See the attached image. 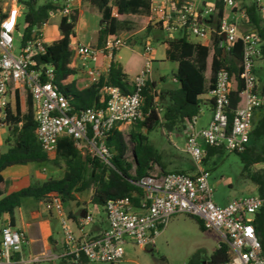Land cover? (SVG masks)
<instances>
[{"label": "built area", "instance_id": "built-area-1", "mask_svg": "<svg viewBox=\"0 0 264 264\" xmlns=\"http://www.w3.org/2000/svg\"><path fill=\"white\" fill-rule=\"evenodd\" d=\"M56 6L49 12L59 17H70L77 1L50 0ZM20 0H0V127L6 128L9 94L12 88H23L30 96L36 139L48 158L55 156L58 141L69 138L84 155L108 162L111 152L106 138L115 126L132 125L143 119L142 91L151 71L152 48L146 44L142 51L143 65L131 82L129 93L117 87H104L105 106L86 108L76 113L68 97L51 83L53 71L44 66V76L36 68L35 58L42 55L45 44L41 33L32 34V40L21 44L19 18L25 15ZM197 0H150L147 22L161 29L166 35L183 33L197 42L219 38L217 47L226 56L236 44H241L238 80L241 84V106L232 109L230 92L236 81L226 70L215 75L213 88L206 94L211 102V119L206 127L198 128V116L184 118L181 124L184 136L183 152L194 164L195 173L180 171L161 173L149 171L135 186L141 195H131L107 200L101 207L107 227L91 236L85 228L95 222L93 213L85 208L82 216L72 222L59 195L47 194L42 206L57 220L62 237L57 255L39 254L25 257L26 235L11 225L0 228V264H33L41 259H62L72 263L86 261L95 264H119L125 256V247L147 249L169 219L184 215L199 219L204 228L224 234L229 246V258L217 264H264V251L252 225V219L262 205L257 194L232 200L225 206L212 200L213 190L209 172L203 167L205 148H218L241 154L249 143L255 114L264 110V56L261 54L260 37L251 31H242L240 24L249 26L247 5L237 6L236 0H222L223 15L209 22L217 13L210 0L196 9ZM256 10L264 12V2L255 0ZM15 13V15H13ZM24 24V28H25ZM24 30V29H23ZM19 36V50L15 54V38ZM121 35L108 36L101 49L89 45H72L75 55L90 66L86 70L89 84L99 82L106 75L118 50L126 45ZM102 56L101 66L95 65ZM261 73H258V71ZM258 74L262 76L260 81ZM137 198V203L134 199ZM75 226V231L72 229Z\"/></svg>", "mask_w": 264, "mask_h": 264}, {"label": "trees", "instance_id": "trees-1", "mask_svg": "<svg viewBox=\"0 0 264 264\" xmlns=\"http://www.w3.org/2000/svg\"><path fill=\"white\" fill-rule=\"evenodd\" d=\"M90 6L95 7L101 13L99 30L91 47L101 49L108 36H117L127 30L126 25L134 22L137 15H147L150 0H84ZM217 13L209 22L218 20L223 15L222 0H212ZM238 1V0H236ZM26 9L21 44L32 40V34L36 36L39 30L46 24L49 12L54 11L56 6L50 0L39 5L38 0H25ZM112 8L115 12L112 14ZM249 19V30L256 33L262 42L261 54L264 56V20H262L256 8L250 4L246 7ZM135 16V17H133ZM76 21V12L70 17H60L58 29L60 38L45 46L44 53L35 58L36 68L42 73V81H47L44 76V66L51 67L53 71L52 85L63 95L68 97L69 105L76 113L86 108H101L105 106L106 96L101 100L96 93L102 87H117L121 93H129L127 77L116 62H111L104 79L93 84L83 91H77L73 83L68 80L74 74L70 67L71 40L74 37L73 27ZM149 29V25L147 28ZM161 30V29H160ZM220 39L214 38L206 46L192 43L184 34L181 38L168 42L166 59L177 63V69L173 76L177 89L167 92L165 95L154 91V84L146 82L142 91L141 111L143 119L134 123L129 134V142L133 144L132 160L125 159L127 145L121 131L115 126L108 137L106 145L111 152L108 165L98 158L82 154L74 146L69 138H61L58 141L55 161H62L65 172L61 179L51 180L40 187L20 189L10 194H5V180L2 172L14 165L27 163H43L48 160L36 139V124L33 119L31 99L26 97V110L23 114L19 109L17 94H15V110H7L5 143L7 150L0 152V219L5 214L11 225L13 212L21 205L24 198H32L35 201L42 200L47 194L55 193L60 196L65 204L75 201V194L88 189L92 190L90 203L102 207L107 200L141 195L135 183L152 170L156 165L161 173H168L158 161L156 150L149 144L147 134L160 126L159 111L156 100H164L167 96V104L163 113L164 123L161 125L168 132L177 129L184 118L189 119L197 116L200 110V97L206 95L214 86L216 73L226 70L230 78L236 81V87L230 92L231 108L241 106V84L238 80L240 71L242 46L236 44L228 55L224 56L217 47ZM102 56L99 55L95 65L100 67ZM260 81L262 76L259 77ZM181 130V127H180ZM206 159L219 154L222 149L205 148ZM241 159V176L256 186L257 195L264 200V110H259L253 120L249 143L246 150L235 153ZM205 160V159H204ZM259 165V168H254ZM134 166V169H133ZM89 168V173L86 174ZM182 172V171H180ZM137 203V198L134 199ZM200 231H206L202 222L191 217ZM252 225L256 236L264 251V205L255 213ZM228 243H220L210 255L213 264L225 261L229 258ZM83 262V261H82ZM196 264V263H190Z\"/></svg>", "mask_w": 264, "mask_h": 264}, {"label": "rangeland", "instance_id": "rangeland-1", "mask_svg": "<svg viewBox=\"0 0 264 264\" xmlns=\"http://www.w3.org/2000/svg\"><path fill=\"white\" fill-rule=\"evenodd\" d=\"M45 1L47 0H38V4L41 5ZM24 2L25 0H20L19 5L23 4ZM254 2L255 0H238L236 4L237 6H244L253 4ZM262 2H264V0H262ZM139 21L140 18L137 19L135 25L129 26L127 31L131 33L134 31V29L140 27ZM58 24L59 15H50L46 22V25L42 28L41 31V40L45 45L56 42L60 38ZM23 29L24 18L23 16H21L19 18V34L23 32ZM19 41V36H16L14 43L15 54H17L19 50ZM127 43L128 40L126 42V45ZM136 46L141 47V42L139 39L137 40ZM153 46L155 48H158L157 44H154ZM151 71L157 93L165 95L167 92H171L177 89L178 85L173 80V76L176 72V64L174 62L165 61L163 64H161L160 62L156 61L153 64ZM258 73H261V71L259 70ZM258 77H260V74H258ZM24 95L25 94L23 93V100L25 98ZM156 104L159 111L160 126L147 134L149 144L156 150L158 161L167 172H173L181 169L185 171L186 174H191L195 170V168L189 156L181 150L183 147L182 136H180L179 138H175L174 134L176 133V131H178L177 129L168 132L163 127H161V125L164 123L163 113L165 111L167 100L157 99ZM199 115L201 116L200 124H202L208 117L207 108L203 100L200 104ZM133 125L134 124L127 126V128L121 132L127 145L125 159L128 162H131L132 160L131 156L133 144L129 142V134L132 131ZM180 127L181 124L179 126V130ZM7 134V129L5 127H0V139L5 145L6 143L3 139L7 137ZM170 154H178L180 160L171 157ZM106 164L108 165V163ZM26 166H29V169H26L27 174L23 178L20 177L16 180H5L4 190L6 195L12 192H16L20 189L40 187L42 184L51 180H59L63 177L66 170L65 165L62 161H55V156L48 158V160L43 163H27L24 165H14L12 167L24 168ZM203 167L209 172V183L213 190L212 200L216 205L225 206L234 199L257 194L256 186L249 180L241 176V159L235 153L227 150H222L219 154H216L208 159L205 158ZM254 168H259V165H256ZM152 170L157 172L159 171L156 165L152 166ZM88 173L89 168L87 169L86 174ZM10 184H14L15 188L10 190ZM91 194V189L79 193L76 202L65 204L66 212L73 209H83L87 207V209L93 213L95 219L102 216L101 207L94 206L90 203ZM28 202H30V198H24L21 200V205H24ZM19 209L20 207L14 210V215L16 218ZM43 209L48 215L51 216V214H49L44 207ZM52 224L55 226L56 224H58V222L56 223L52 219ZM210 232L211 231H200L197 224L191 217L176 215L169 219L165 226L164 232L162 234H159V236L155 240V244L152 247H149L147 249H139L135 247L133 248L131 246H126L125 252L127 253L129 259L133 261V264L200 263L208 255V247H210L211 245H216V243L214 242L215 235ZM50 244L52 245V242ZM204 247H206L208 251L205 252L204 250H202L204 249ZM57 254L58 252H56V255ZM33 264L95 263H89L86 261L80 263H72L62 259L47 260L46 258H43L39 262H35Z\"/></svg>", "mask_w": 264, "mask_h": 264}, {"label": "crops", "instance_id": "crops-1", "mask_svg": "<svg viewBox=\"0 0 264 264\" xmlns=\"http://www.w3.org/2000/svg\"><path fill=\"white\" fill-rule=\"evenodd\" d=\"M209 1L210 0H197L196 2L197 11L200 12L202 9V6L204 4H207ZM74 11L76 12V21L73 27L74 37L71 40V46L75 44H83V45H89V46L93 45L95 38H96L97 31L99 30V27H100L99 22L101 19V13L95 7L90 6L89 3L84 0L77 1L75 3ZM114 12L115 10L114 8H112V14ZM259 15L261 16L262 20H264V12H260ZM139 18H140V21H139L140 27H138L137 29H134L133 32L129 33L127 31L129 26L135 25L137 19ZM59 21H60V17H59ZM147 25H148L147 15H144V16L137 15L135 17L134 22H129L126 25L127 30L122 31L119 34L123 36L124 38H126L128 40V43L127 45H125L124 47H122L120 50L116 52L112 62H116L117 64L120 65L123 73L127 77V87L129 90L131 89V82L133 78L138 74V72L140 71L143 65L144 60L142 57V51H143L144 46L146 44H149L152 48V55H151V61H152L151 69H152L153 64L156 61L160 62L161 64H163L165 61H168L166 59V50L168 49V42L177 40L184 35L181 32L173 34V35H166L162 30L157 29V27L149 26V29H146ZM42 28L40 29V33L42 31ZM249 28L250 26L248 25H243V24L240 25V29L242 31H248ZM138 39L141 42V47L136 46ZM188 40L192 43H198L203 46L208 45L210 42V40L205 41V42H197L193 39H188ZM154 44H157L158 48H155L153 46ZM175 64H176V69H177V63ZM89 66L90 64L80 60L75 55L73 49L71 48L70 67L73 68L74 74L68 80V83H73L75 90L83 91L89 88L90 86H92L89 84V79L86 74V70ZM105 76L106 75H102L101 79H104ZM152 76H153L152 71H150L148 82L154 84V80ZM103 88L104 87L99 89L96 93L97 97L100 100L105 95ZM154 91L157 92L155 85H154ZM23 93L25 94L24 100L22 98ZM15 94H17L19 109L21 111V114H23L25 112L26 97L28 93L23 88H12L9 94L10 110L12 112H14L15 110ZM165 99L167 100V96L165 97ZM200 100L201 101L203 100L206 105L208 117L205 122L200 124L201 116L198 113L197 114L198 116L197 127L204 128L207 126V124L209 123L211 119V102L208 100L207 95L201 96ZM127 126L128 125H119L117 126V128L119 131L122 132L124 129L127 128ZM180 136H182L183 147H184V136L182 132V127H181V130L176 131V133L174 134L175 138H179ZM183 147L181 149L182 151H183ZM6 150H7V145L3 144L2 140L0 139V152L4 153L6 152ZM170 156L176 158L177 160H180V157L178 154H170ZM205 158H206V151H205ZM26 169H29V166H26L24 168L12 167L2 172V177L4 180H9V179L16 180L20 177L23 178L27 174ZM177 171H182L186 173L185 171L181 169ZM168 172H172V171H168ZM194 173H195V170L190 175ZM14 188H15L14 184L9 185L10 190ZM78 194H75V201L73 202L77 201ZM19 207L20 209L17 214V218L15 217L14 212H13V220H12L11 226L14 227L16 230L23 232L26 235L28 243L22 252L23 256L28 257L32 255H39V254H48V255L55 256L56 252L59 253L60 248H61L62 237L60 234L58 224H56L55 226L52 224V219L56 223H57V220L54 218V216H50L45 212L42 206V200L34 201L32 198H30V202L24 205H20ZM84 209L85 208L73 209L66 213L68 214L72 222H76L77 219L82 216V212ZM8 221H9L8 216L3 215V217L0 219V228L3 227L5 224H8ZM106 227H107V223L105 219V214L102 210V216L95 219V222L92 225L86 227L85 232L88 235L95 236L101 233L102 231H104ZM72 229L73 231L76 232L74 225H72ZM164 230H165V227L161 231L160 234H162ZM206 231H211L210 233H213L215 235L214 242L216 243V245H211L210 247H208L209 251L206 249V247H204V249L202 250H204L205 252L208 251V255L200 263H196V264H213V262L210 259V255L215 249L218 248L220 243H227V240L223 233L213 231V230H206ZM202 232H205V231H202ZM51 242H52V245L50 244ZM119 264H133V261L129 259L127 253L125 252V256Z\"/></svg>", "mask_w": 264, "mask_h": 264}, {"label": "snow or ice", "instance_id": "snow-or-ice-1", "mask_svg": "<svg viewBox=\"0 0 264 264\" xmlns=\"http://www.w3.org/2000/svg\"><path fill=\"white\" fill-rule=\"evenodd\" d=\"M13 15H15V13Z\"/></svg>", "mask_w": 264, "mask_h": 264}]
</instances>
